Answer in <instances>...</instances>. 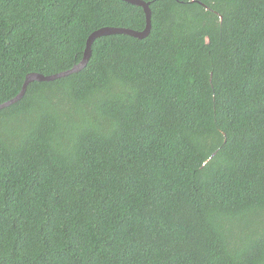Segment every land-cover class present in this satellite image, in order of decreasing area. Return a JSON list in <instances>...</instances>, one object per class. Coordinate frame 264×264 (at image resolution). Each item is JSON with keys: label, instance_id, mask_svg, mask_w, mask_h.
Here are the masks:
<instances>
[{"label": "trees", "instance_id": "obj_1", "mask_svg": "<svg viewBox=\"0 0 264 264\" xmlns=\"http://www.w3.org/2000/svg\"><path fill=\"white\" fill-rule=\"evenodd\" d=\"M150 31L0 109V264H264V0H145ZM124 0H0V103Z\"/></svg>", "mask_w": 264, "mask_h": 264}, {"label": "water", "instance_id": "obj_2", "mask_svg": "<svg viewBox=\"0 0 264 264\" xmlns=\"http://www.w3.org/2000/svg\"><path fill=\"white\" fill-rule=\"evenodd\" d=\"M126 2H129L131 4L134 5H138L141 6L144 13H145V26L142 30H133L131 28H127V27H117V26H103L100 27L96 30H93L87 37L86 42H85V46H84V50L82 53V57L81 59L74 64L72 67L66 69V70H62L56 73H52V74H47V75H43L41 73H37V72H30L27 73L25 75L24 81L22 83L21 89L19 90V92L12 98L1 102L0 103V109L3 107H6L8 105H10L11 103L19 100L23 94L25 93L26 87L28 85L29 82L34 81V80H54L57 79L59 77H63L65 75H68L72 72H76L80 69H82L90 55H91V45L94 41L95 38L103 36V35H109V34H127L136 38H144L148 35L149 31H150V7H149V2L145 1V0H124Z\"/></svg>", "mask_w": 264, "mask_h": 264}]
</instances>
